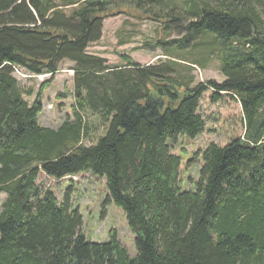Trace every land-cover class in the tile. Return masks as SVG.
I'll return each mask as SVG.
<instances>
[{
	"label": "trees",
	"instance_id": "16d2710c",
	"mask_svg": "<svg viewBox=\"0 0 264 264\" xmlns=\"http://www.w3.org/2000/svg\"><path fill=\"white\" fill-rule=\"evenodd\" d=\"M124 9L180 37L159 41L165 56L203 66L216 55L225 81L191 89L176 62L142 67L122 56L111 66L89 54ZM63 62L74 65L73 121L53 130L39 122L50 82L30 105L14 73L53 79ZM210 89L213 102L240 103L245 134L210 144L196 190L182 192L168 142L204 132L199 100ZM87 114L106 126L91 146ZM41 173L105 180L137 256L114 231L107 243L87 241L69 193L63 203L42 194ZM1 193L0 264H264V0H0Z\"/></svg>",
	"mask_w": 264,
	"mask_h": 264
},
{
	"label": "rangeland",
	"instance_id": "374dc122",
	"mask_svg": "<svg viewBox=\"0 0 264 264\" xmlns=\"http://www.w3.org/2000/svg\"><path fill=\"white\" fill-rule=\"evenodd\" d=\"M160 26L141 14L124 9L120 14L104 21L102 38L89 46L88 53L106 59L111 66L120 65L122 56L132 58L142 67L176 62L178 64L175 77H184V82L191 89L209 81H225L216 55H207L203 66L165 56L159 41L170 43L180 37L176 33L168 36V32L162 31ZM121 42L125 45H121ZM198 53L200 51L195 52V55L200 58ZM73 67L72 63L63 62L53 79L50 74L36 76L19 67L15 68L14 75L25 91L24 98L30 105L42 93L41 87L44 83L50 82L42 93L43 111L39 116L40 124L46 128L57 130L65 121H73ZM213 97L214 90L210 89L199 100L198 114L205 122L204 132L195 139L176 137L168 142L171 154L177 156L181 162L179 188L182 192L196 190L195 184L199 181L204 163L202 153L210 144L225 147L245 134L240 103L226 95H221L219 101L213 102ZM85 119L90 132L89 137L83 140V145L91 146L104 136L106 126L95 115L87 114ZM74 177L55 180L41 173L37 183L42 194L50 190L60 203H63L69 193L71 207L82 216L81 234L87 241L107 243L110 240L109 232L114 231L129 256L135 258L138 254L135 237L128 227L124 212L114 203L106 204L109 193L105 180L91 173ZM5 198V194L1 193L0 209Z\"/></svg>",
	"mask_w": 264,
	"mask_h": 264
},
{
	"label": "built area",
	"instance_id": "2783aa9c",
	"mask_svg": "<svg viewBox=\"0 0 264 264\" xmlns=\"http://www.w3.org/2000/svg\"><path fill=\"white\" fill-rule=\"evenodd\" d=\"M75 178V177H74Z\"/></svg>",
	"mask_w": 264,
	"mask_h": 264
}]
</instances>
